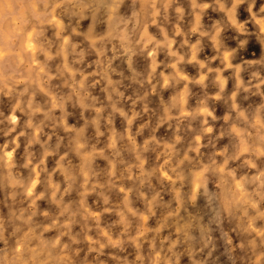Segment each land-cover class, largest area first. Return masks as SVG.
<instances>
[{"label": "clouds", "instance_id": "1", "mask_svg": "<svg viewBox=\"0 0 264 264\" xmlns=\"http://www.w3.org/2000/svg\"><path fill=\"white\" fill-rule=\"evenodd\" d=\"M0 264H264V0H0Z\"/></svg>", "mask_w": 264, "mask_h": 264}]
</instances>
